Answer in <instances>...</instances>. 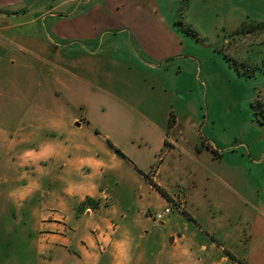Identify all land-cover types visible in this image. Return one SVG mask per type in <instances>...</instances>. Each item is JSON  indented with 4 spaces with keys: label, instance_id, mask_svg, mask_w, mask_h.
I'll return each mask as SVG.
<instances>
[{
    "label": "crops",
    "instance_id": "1",
    "mask_svg": "<svg viewBox=\"0 0 264 264\" xmlns=\"http://www.w3.org/2000/svg\"><path fill=\"white\" fill-rule=\"evenodd\" d=\"M185 1L0 0V183L28 244L6 264H264L256 94L230 137L180 114Z\"/></svg>",
    "mask_w": 264,
    "mask_h": 264
},
{
    "label": "rangeland",
    "instance_id": "2",
    "mask_svg": "<svg viewBox=\"0 0 264 264\" xmlns=\"http://www.w3.org/2000/svg\"><path fill=\"white\" fill-rule=\"evenodd\" d=\"M200 4V28L187 26L184 32L191 40L187 61L182 68L176 63V74H185V85L184 96L176 94L175 102L184 118L202 122L210 115L216 120L218 135L226 138L242 133L244 125L253 122L252 91L256 94L254 101L264 108V0H201ZM200 60L208 73L201 72ZM196 75L207 83L209 93ZM263 114L256 115L264 122ZM18 175L10 177L19 181ZM5 182L0 183V264H6L12 249L28 245L23 223L17 222L15 211L6 203L9 198L21 197L23 192L18 191L13 197ZM32 198H39L38 193ZM30 242L34 246L33 238Z\"/></svg>",
    "mask_w": 264,
    "mask_h": 264
},
{
    "label": "trees",
    "instance_id": "3",
    "mask_svg": "<svg viewBox=\"0 0 264 264\" xmlns=\"http://www.w3.org/2000/svg\"><path fill=\"white\" fill-rule=\"evenodd\" d=\"M253 107L255 108V112H256V114L258 113V112H261V113H264V108L262 107V105H261V103L260 102H256V101H254L253 103ZM264 115V114H263ZM262 117H264V116H262ZM121 154H122V152L120 151V150H118ZM84 203H86V204H89V203H91L90 205H92V206H95V205H97L98 204V202L96 201V200H94L93 198H91V197H87L86 198V200L84 201Z\"/></svg>",
    "mask_w": 264,
    "mask_h": 264
},
{
    "label": "built area",
    "instance_id": "4",
    "mask_svg": "<svg viewBox=\"0 0 264 264\" xmlns=\"http://www.w3.org/2000/svg\"><path fill=\"white\" fill-rule=\"evenodd\" d=\"M173 208L181 209V206L176 204L168 205L166 208H164V210L157 212L155 214V220L160 221L164 217V215L170 213L173 210Z\"/></svg>",
    "mask_w": 264,
    "mask_h": 264
}]
</instances>
